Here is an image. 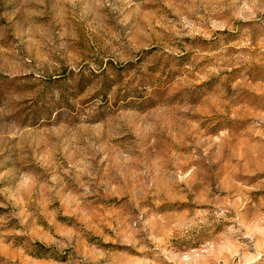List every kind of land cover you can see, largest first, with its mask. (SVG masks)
<instances>
[{"label":"clouds","instance_id":"obj_1","mask_svg":"<svg viewBox=\"0 0 264 264\" xmlns=\"http://www.w3.org/2000/svg\"><path fill=\"white\" fill-rule=\"evenodd\" d=\"M147 2L56 0V4L49 7L45 0H24L33 6L29 12L31 17L46 21L28 28L24 36L31 44L35 43L33 37L36 34L41 35L51 46L52 58H45L46 67L42 61L35 69H24L16 87L0 90V181L10 175L6 165L15 168L18 163L12 149L31 144L34 136L43 133L61 147L70 144L78 157L77 163H71L63 170V175L44 167L47 163L44 157H39L36 162L44 167L47 176L32 168H17V186L10 198L17 204H25L33 191L40 188H45L49 196H55L53 190L65 186L64 177L68 176L75 182L79 194L72 197V204L65 214L75 216L79 224L63 228L53 224L54 232L40 235L27 226L28 217L33 214L26 210L19 213L20 227L15 236L22 238L21 243L11 252L0 245V257L10 260L11 264H16L17 260L23 264L37 244L55 249L66 264H111L109 253L102 251L109 243L143 253V257L134 258L133 264H206L209 257L219 259L212 252L213 245L205 242L196 248L185 241L192 239L193 230L208 225L209 215L215 217L214 223L228 219L226 213L230 208L237 212L236 223L227 227L218 238L226 241L219 245V254L228 252V259L239 257L237 264H256L257 261L264 264V227L246 224L239 216L240 205L216 201V210L211 213H197L190 219L183 215L166 219L144 203L154 202L158 206L165 196L173 197L175 192L181 191V185H189L199 170L194 162L202 157L195 147L189 145L188 155L173 151L175 144L184 137L202 135L188 120L179 129L173 127L177 113L187 116L189 108H174L175 101L157 95L151 82H145L140 88L143 99L138 100L135 93H131L121 99L116 109L112 104L119 83H113L111 90L97 92L94 88L87 94L78 87L81 77L94 82L97 77L115 80L113 66L124 69L121 75L126 76L127 65H135L147 51V47L138 42L139 37L147 34L145 27L153 32L156 28L161 29L156 35L163 41L162 54L177 59L185 54L180 46L186 40L197 37L211 40L214 33L225 30H264V0H161L171 10V19L167 15L145 12L143 6ZM73 32L80 34L81 41L97 40L93 55L79 59L71 53L69 38L73 37ZM21 43H24L23 38ZM250 43L240 47H248ZM24 63L30 65V56ZM138 67L147 71L144 65ZM209 71L219 75L218 67ZM29 75L31 80L27 78ZM8 79L16 80L17 77L13 75ZM205 79L207 77L198 72L191 78L184 77L187 85ZM32 85L39 86L32 90ZM40 91H43V99L39 100L40 113L32 117L27 110L38 101ZM201 95H204L203 89H186L183 103H195ZM135 105H143V108ZM261 119L264 120V114ZM258 134L264 137V133ZM228 135L225 129L206 139L222 146ZM55 148L53 145V151ZM203 155L207 156V152ZM3 192L0 190V195ZM107 197H119L117 202L124 211L119 214L108 211L101 216L92 205L101 200L107 202ZM4 206L0 204V207ZM97 218L108 224L112 235L84 244L85 235L97 231L94 222ZM161 230L164 240L174 237L175 243L162 244L157 239ZM257 236L259 240H256ZM241 238L248 243H241ZM150 244L156 245L155 250ZM149 253H154L151 260L147 258Z\"/></svg>","mask_w":264,"mask_h":264},{"label":"rangeland","instance_id":"obj_2","mask_svg":"<svg viewBox=\"0 0 264 264\" xmlns=\"http://www.w3.org/2000/svg\"><path fill=\"white\" fill-rule=\"evenodd\" d=\"M46 5L52 7L56 0H45ZM33 6L24 3V0H0V90L16 87L18 80L27 67L35 69L42 61L51 59V46L39 34L33 37L35 43H28L24 36L26 30L33 26H39L46 21L31 17L29 12ZM145 12L154 13L157 16L167 15L172 18L171 10L167 9L161 0H148L143 6ZM146 35L139 37L138 42L147 47L143 56L137 63L127 65V73L121 75L124 69L113 66L115 80L104 77L96 78V81L81 77L79 89L87 94L95 90L104 92L111 90L113 83H119L120 87L114 94L112 107L118 108L122 98L135 93L138 100L143 99L140 91L145 82H151L156 87V94L161 98L175 101L174 108L187 107L190 114L187 116L177 113L173 127L179 129L188 120L202 135L193 138L184 137L175 144L173 151L181 155H188L191 147H195L202 159L198 162V172L189 185H181V191L174 193L173 197L165 196L157 206L154 202H144L154 213L167 218L185 216L196 217L197 213H211L215 211L216 201L227 202L228 205H240L239 216L246 224L255 223L256 227H264V137L258 133H264V30L250 29L223 33L219 31L213 34L211 40L197 37L195 40H186L181 45V51L185 54L179 59L162 54V39L156 33L161 29L145 27ZM23 38L24 43H21ZM251 41L248 47L240 45ZM96 39L81 41L80 34L73 32L69 38L70 51L79 59L88 58L96 51ZM227 49L223 51V49ZM243 54V55H241ZM31 58L30 65L24 63V59ZM246 57V58H245ZM111 65L112 62L109 61ZM138 65H144L147 71H143ZM219 68V75L211 73L209 69ZM135 69V72H133ZM66 71V70H65ZM205 75L207 79L187 85L184 77L194 73ZM16 76V80L8 79ZM127 77V79H126ZM32 79L31 75L27 77ZM126 81V82H125ZM41 84L43 82H40ZM63 83V82H62ZM39 85H32L35 90ZM186 89L188 91L204 90V95L199 96L195 103L184 104L183 98ZM68 89H66L67 91ZM38 101L27 110V114L35 117L40 113L39 100L43 99V91L38 93ZM143 108V105H135ZM25 113H22L24 115ZM256 127H253V126ZM228 130V137L223 145L213 143L207 137H214L220 131ZM58 136L61 134L58 132ZM63 140V137H61ZM188 141L185 144L183 141ZM53 145H56L53 151ZM191 145V147L189 146ZM113 141V147H115ZM65 148L67 149L65 151ZM17 158L14 168L6 165L10 175L0 181V245L9 252L15 245L21 243L20 237L15 236L19 225V213L27 211L32 213L28 217V227L36 234L45 235L54 232L53 224L58 228L74 227L79 224L75 216L66 215L72 204V197L78 195L75 182L65 176V186L53 191L55 196H49L45 188L34 190L31 199L25 204H17L10 197L16 188L15 171L17 168H32L38 174L47 176L44 167L60 172L67 169L71 163H77L78 157L70 144L64 147L51 137L43 133L33 137L31 144L12 149ZM207 152V156L203 153ZM8 155V150H5ZM39 157H44V167L36 162ZM2 170V169H0ZM74 171V170H73ZM98 179L100 177L98 176ZM44 181L42 180L41 183ZM82 191V190H81ZM179 197V198H177ZM119 197H107L92 206L101 216L106 212L122 213L123 207L117 202ZM211 202V203H210ZM228 219H222L214 223L215 217L209 215L208 225L198 231H192V239L185 241L193 247L199 248L205 242L213 245L212 252L219 259L209 257L206 264H237L239 257L228 259L229 253L219 254V245L225 243L218 239L227 227L236 223L237 212L230 208L226 213ZM97 231L85 235L84 244L102 240L103 237L112 235L107 223L98 218L94 221ZM43 230V231H41ZM161 230L157 238L161 243L174 244V237L163 239ZM260 238L257 236L256 240ZM241 243H248L241 238ZM155 250L156 245L150 244ZM102 251H107L111 257V264H133L134 258L143 257V253L133 248L114 246L111 243L105 245ZM207 256V253H203ZM30 257V259H28ZM148 259L154 258V253L148 254ZM0 264H11L5 257H0ZM16 264H21L19 260ZM23 264H66L65 259L55 249L46 248L37 244L24 258ZM243 264V262H241ZM256 264H260L259 261Z\"/></svg>","mask_w":264,"mask_h":264}]
</instances>
